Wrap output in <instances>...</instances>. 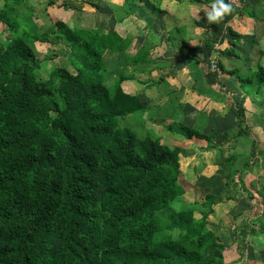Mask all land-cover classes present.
Returning a JSON list of instances; mask_svg holds the SVG:
<instances>
[{"label":"trees","instance_id":"1","mask_svg":"<svg viewBox=\"0 0 264 264\" xmlns=\"http://www.w3.org/2000/svg\"><path fill=\"white\" fill-rule=\"evenodd\" d=\"M25 1L6 0L0 10L12 36L0 41V264H226L225 246L208 228L221 199L206 195L202 203L183 202L180 149L152 133L139 137L121 128V119L146 111L123 86L135 80L128 66L142 61L144 52L131 57L130 41L117 32L71 29L62 22L40 33L27 18L21 30L17 10ZM123 1L115 9L118 21L132 15L135 0ZM139 1L162 13L161 0ZM263 3L243 14L264 21ZM227 32L224 53L238 57L241 35L231 27ZM210 37L205 61L212 69L220 36ZM254 41L255 67L252 59L229 71L217 61L219 85L227 87L231 75L242 89L243 82H257L252 94L238 93L241 125L248 98L264 112V41L255 33ZM37 42L64 46L76 73L55 68L41 76ZM261 126L264 133V115ZM180 130L188 139L207 138ZM252 234L264 235L263 216ZM248 235L245 225L241 247Z\"/></svg>","mask_w":264,"mask_h":264},{"label":"crops","instance_id":"2","mask_svg":"<svg viewBox=\"0 0 264 264\" xmlns=\"http://www.w3.org/2000/svg\"><path fill=\"white\" fill-rule=\"evenodd\" d=\"M107 1L109 18L105 22L111 28H90L117 32L130 41L131 57L144 52L142 61L128 66L129 71L135 72V80L126 81L123 86L128 93L138 95L146 108L139 117L143 130L158 136L164 145L180 149L179 182L185 188L181 200L202 203L206 195L220 198L209 217L208 228L225 246L226 264H264V257L260 258L264 242L257 241L252 234L254 221L262 215L259 207L258 215L256 210L249 211L262 195L264 197V184L261 183V188L257 186L259 179L264 182L261 126L264 112L248 98L246 119L241 125L238 114V93H244L241 81L237 75H231L227 76V87L219 85L216 72L205 61V42L214 33L220 37L210 62L221 61L229 71L242 66V61L252 59L251 67L256 66L259 52L254 48V33L259 42L264 41V21L245 16L243 12L246 7L260 6L261 0H231L233 14L226 16L219 25L207 22L206 11H211L212 0H161V14L135 0L132 15L123 21H118L117 6L113 4L118 1L122 7L124 1ZM229 27L241 35L235 48L238 57L224 53L231 40L227 32ZM246 54L248 56L244 57ZM241 72L249 75L246 68ZM175 125L197 130L207 138L188 139L180 129V133L173 129ZM236 151L248 152V155L234 159L236 173L240 164L245 171L233 181L232 166L227 161ZM218 155L224 159L221 163H218ZM227 204L233 206L227 207ZM230 210L232 213L226 214ZM245 225L249 235L246 246L241 247L239 230Z\"/></svg>","mask_w":264,"mask_h":264},{"label":"rangeland","instance_id":"3","mask_svg":"<svg viewBox=\"0 0 264 264\" xmlns=\"http://www.w3.org/2000/svg\"><path fill=\"white\" fill-rule=\"evenodd\" d=\"M115 2L116 4H113V5L120 7L119 5L121 4V2H118V1H115ZM5 3H6V0H0V10L4 7ZM91 5H98L100 8L97 10V9H94V7ZM108 5H109V2L107 0H26L24 4L20 6V8L17 10L19 13L18 14L19 19L17 18V21H19L18 23L22 24V26L20 27L21 30H24L25 24L20 21H24L25 19L28 18L30 22L35 26L37 31H39L40 33L50 31L51 29L54 28V25L57 22H62L71 29L73 28L91 29L90 27H93V28L95 27V28H100V29H104V28L110 29L111 26L107 25L105 22V20L109 18L107 16V10H106ZM72 7L73 9H71ZM114 13L116 14V12ZM110 15H113V13H110ZM11 37H12L11 33L0 20V41L10 40ZM35 46H36L35 51L37 53L36 55L37 59L41 62V69L38 72L39 74H41V76L47 77L52 71H54L55 68H66L71 73L73 74L76 73L75 69L69 62V58H68L69 52L66 48H64V46L58 43H56L54 46H50L48 44H42L38 42L35 44ZM247 56L248 54L244 55V57H247ZM242 78L244 79L243 81L245 80L247 81L248 74L243 75ZM242 85L244 86L243 87L244 91L247 93H251V94L257 88L256 81H253L251 84L246 83L245 85L243 82ZM139 117H141V115L137 114V115H133V116H129L127 118L121 119V128L123 129L128 128L132 130L133 132H135L139 137H143L144 135L146 136L147 133L143 130L144 127ZM173 129L179 132L180 126L175 125ZM196 129L201 131L200 128H196ZM247 155H248V152L236 151L234 153V156L231 158V160L227 161L232 166L231 168L233 172L232 173L233 177L231 178L233 181H236L237 178H240V175H242V173L245 171V169H243L244 165L241 166L240 164L239 165L240 170L236 173L235 171L236 161H234V159L239 160V156H243L247 158ZM218 159H219L218 163H221L224 160L222 159V156L220 155H218ZM258 182L260 183V185L257 184V186L261 188V183L264 184V182L262 181V179H259ZM257 203L253 204V208L249 211H251L252 213L253 210L254 211L256 210V213H257V211H259V208H260L259 214H261L264 217V206H263L264 197L263 195L259 199V202L257 201ZM226 206L228 207V206H233V205L227 204ZM231 210L226 211V214L227 213L231 214L232 213ZM200 218H201L200 213H196V219L199 220ZM254 222H256V220ZM255 236L257 237L256 239L257 241L262 240L264 242L263 234H258ZM260 253H261L260 258L262 259L264 257V253L263 252H260Z\"/></svg>","mask_w":264,"mask_h":264},{"label":"clouds","instance_id":"4","mask_svg":"<svg viewBox=\"0 0 264 264\" xmlns=\"http://www.w3.org/2000/svg\"><path fill=\"white\" fill-rule=\"evenodd\" d=\"M233 11L231 0H212L211 11H206L207 22L219 25Z\"/></svg>","mask_w":264,"mask_h":264},{"label":"built area","instance_id":"5","mask_svg":"<svg viewBox=\"0 0 264 264\" xmlns=\"http://www.w3.org/2000/svg\"><path fill=\"white\" fill-rule=\"evenodd\" d=\"M211 66H212V71L213 72H217L218 71V64H217V62L215 60H212Z\"/></svg>","mask_w":264,"mask_h":264}]
</instances>
